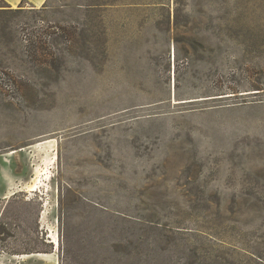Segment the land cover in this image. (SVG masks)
I'll return each mask as SVG.
<instances>
[{
  "label": "rangeland",
  "instance_id": "rangeland-1",
  "mask_svg": "<svg viewBox=\"0 0 264 264\" xmlns=\"http://www.w3.org/2000/svg\"><path fill=\"white\" fill-rule=\"evenodd\" d=\"M258 88L264 0L0 4V264H264Z\"/></svg>",
  "mask_w": 264,
  "mask_h": 264
},
{
  "label": "crops",
  "instance_id": "crops-1",
  "mask_svg": "<svg viewBox=\"0 0 264 264\" xmlns=\"http://www.w3.org/2000/svg\"><path fill=\"white\" fill-rule=\"evenodd\" d=\"M24 1H27L28 4L32 5L35 8H41L49 0H0V4H4L6 6L11 7H17L21 5Z\"/></svg>",
  "mask_w": 264,
  "mask_h": 264
},
{
  "label": "trees",
  "instance_id": "trees-1",
  "mask_svg": "<svg viewBox=\"0 0 264 264\" xmlns=\"http://www.w3.org/2000/svg\"><path fill=\"white\" fill-rule=\"evenodd\" d=\"M47 4V3H46ZM45 4V5H46ZM44 5V6H45ZM54 34H55V32L54 33H51V35H53L54 36ZM50 35V36H51ZM55 41H57V38H55ZM238 42H239V44L241 45V46H245L244 45V33H242V31L241 32H239V34H238ZM40 43H41V49L44 51H47V48H45L46 46L44 45V43L42 42V41H40ZM243 52H244V54H246V52H247V50H243ZM246 76H247V78H249L250 77V70L249 69H246ZM258 91H263L264 89H260V88H258L257 89Z\"/></svg>",
  "mask_w": 264,
  "mask_h": 264
}]
</instances>
